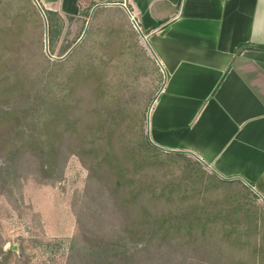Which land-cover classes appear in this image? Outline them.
<instances>
[{
    "label": "trees",
    "instance_id": "obj_1",
    "mask_svg": "<svg viewBox=\"0 0 264 264\" xmlns=\"http://www.w3.org/2000/svg\"><path fill=\"white\" fill-rule=\"evenodd\" d=\"M43 12L42 19L31 0H0V184L19 181L31 167L40 181L57 180L75 156L99 192L105 190L122 222L119 230L104 237L81 230L67 264H145L150 249L164 248L209 254L205 244L213 236L232 252L253 247L264 264V208L252 188L151 143L147 115L160 87L143 107L126 91L137 73L164 77L135 28L122 24L127 17L96 10L83 50L78 46L66 57L64 50L52 61L43 52L42 30L45 22L52 44L59 20ZM80 90L92 98H79ZM14 253L0 246V264Z\"/></svg>",
    "mask_w": 264,
    "mask_h": 264
},
{
    "label": "crops",
    "instance_id": "obj_2",
    "mask_svg": "<svg viewBox=\"0 0 264 264\" xmlns=\"http://www.w3.org/2000/svg\"><path fill=\"white\" fill-rule=\"evenodd\" d=\"M39 1L71 18L89 9V21L103 8L133 16L164 77L147 120L151 143L243 182L264 204V51L241 49L264 47V0Z\"/></svg>",
    "mask_w": 264,
    "mask_h": 264
},
{
    "label": "rangeland",
    "instance_id": "obj_3",
    "mask_svg": "<svg viewBox=\"0 0 264 264\" xmlns=\"http://www.w3.org/2000/svg\"><path fill=\"white\" fill-rule=\"evenodd\" d=\"M31 1L43 19V10L48 9L39 0ZM88 10L83 12L86 17ZM55 14L58 17L54 19H58L59 23L54 30L52 44L45 22L42 30L43 52L52 61L60 59L64 50L69 49L64 55L66 57L76 47H80L91 22L89 18ZM96 19L97 16L92 22V32ZM122 22L132 26L128 19ZM81 29H84L83 33L77 39ZM138 41L143 47L140 35ZM157 80L144 73H137L131 79V86L128 85L126 97L138 98V107H143L150 92L162 87L161 81L164 79ZM80 93L79 98H92L88 91L80 90ZM30 169L31 171L21 175L19 181H9L7 187L0 184V246L6 252L10 249L15 252L8 264H67L71 243L81 230L94 237L113 236L119 230L122 222L118 221L111 200L107 199L108 194L105 190L100 193V186L98 188L97 184H92L87 170L75 156L68 159L62 176L54 181H40L35 176V168ZM170 177L172 173L165 176L167 179ZM255 202L260 209L264 208L261 199L258 198ZM259 241L257 239V243ZM205 245L211 249L209 254L206 251L202 254L195 247H186L176 253L165 248L162 253L161 249H150L145 255L147 258L143 257L142 261L145 264H260L259 255L254 253L253 247L232 252L226 241L214 236Z\"/></svg>",
    "mask_w": 264,
    "mask_h": 264
},
{
    "label": "built area",
    "instance_id": "obj_4",
    "mask_svg": "<svg viewBox=\"0 0 264 264\" xmlns=\"http://www.w3.org/2000/svg\"><path fill=\"white\" fill-rule=\"evenodd\" d=\"M131 22H132L134 28L137 27L138 24H137V22L133 16H131Z\"/></svg>",
    "mask_w": 264,
    "mask_h": 264
}]
</instances>
